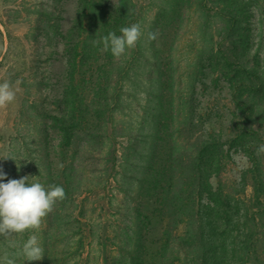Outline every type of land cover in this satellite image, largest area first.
Here are the masks:
<instances>
[{
    "label": "rangeland",
    "instance_id": "374dc122",
    "mask_svg": "<svg viewBox=\"0 0 264 264\" xmlns=\"http://www.w3.org/2000/svg\"><path fill=\"white\" fill-rule=\"evenodd\" d=\"M124 1L130 26L139 23L143 36L135 49L112 59V74L124 70L121 102L92 135L77 138L78 130L68 146L56 117L65 113L66 51L80 40L73 28L80 0H0V83L9 82L16 92L15 101L0 109V169L8 179L67 187L66 199L57 202L38 233L45 256L30 264H161L165 230L172 231L169 247L176 251L167 264H195L199 255L185 254L178 245L197 226L187 219L175 223L158 192L150 193L152 186L141 181L158 152L156 145L149 153L148 143L139 141L147 136L140 135L153 131L152 114L167 95L174 117L169 132L176 136L178 126L184 130V122L194 123L190 149L175 166L185 171L200 142L211 138L222 166L210 179L212 187L242 199L252 215L239 226L248 234L247 248L229 252L223 264H264V153L257 152L264 144V0ZM150 32L155 40L148 39ZM226 61L233 67L226 68ZM236 68L257 72L262 80L261 89L242 93L243 101L254 104L248 118L247 107L232 102L227 83L226 74L232 71L233 77ZM84 91L87 102L90 88ZM235 126L256 131V144L243 151L240 140L229 147L239 133ZM176 181L171 197L184 184L178 172ZM255 185L263 189L258 201ZM16 239L22 244L27 236ZM11 251L0 238V257ZM17 264L26 262L21 257Z\"/></svg>",
    "mask_w": 264,
    "mask_h": 264
},
{
    "label": "trees",
    "instance_id": "16d2710c",
    "mask_svg": "<svg viewBox=\"0 0 264 264\" xmlns=\"http://www.w3.org/2000/svg\"><path fill=\"white\" fill-rule=\"evenodd\" d=\"M126 5L128 4L124 0H119L117 5H111L108 0H80L78 16L73 27L79 31L80 40L78 43H71L66 51L67 85L62 99L65 113L62 118L56 117V126L61 132L64 145L72 144L78 130L81 134H77V138H81L83 135L84 137L92 135L91 132L95 127H100L103 122L113 117L114 111L118 108L117 104L121 102L117 91L124 78H119L124 75V70H121L123 67L112 74L113 55L111 51L102 50V44L94 46L92 41L99 40L109 32H115L119 36L122 27L130 26L132 16ZM126 12L127 15H125ZM227 63L226 61L225 67L228 66ZM222 66L224 67V65ZM230 67L233 65L229 64V67L226 68ZM236 69L237 72H234L233 77H231L232 71L226 74L227 83L232 102L241 108L247 107L248 114L246 116L248 118L254 104L243 101L242 93H253L255 89H261L259 84L262 80L257 72L242 68ZM250 78L255 79L256 84L250 82ZM237 79L240 82L235 83ZM113 80L115 81L113 82ZM84 88H90L91 98L87 102L82 99V95L86 93ZM162 100L158 103L159 113L152 114L153 131L140 135L147 137L139 139V141L143 140L148 143L149 153L154 152L156 145L158 152L152 159L154 162L148 166L145 176L141 179L142 185H151L150 193L153 192L152 190L158 192L157 197L164 206L165 212L167 209L168 213L166 214L175 223L179 224L187 219L189 225L197 226L196 233L179 237L180 251L185 254L199 255L198 258H195V264H223L229 252L238 253L241 249L247 248L248 234L241 231L239 226L241 219L250 221L252 215H249L248 211L246 213V206L242 199L224 195L221 189L212 187L210 179L213 175H218L217 171L222 166L217 159L219 147L212 142L211 138L200 142L202 148L198 150L197 155L191 156L185 171L180 172L179 165L175 166L177 162L183 160L182 157L188 148L190 149L193 137L190 130L194 123L182 122L187 128L182 130L178 126L176 136L173 132H169L170 122L174 118L169 111H172L173 105L168 95L164 96ZM144 111L151 113L147 107ZM91 115L95 118L90 121L94 123L93 128H91L90 122H85L87 116ZM235 130L239 133H234L230 138L229 147L240 144V140L244 146L240 144L243 151L256 144L253 141V138L258 136L256 131L247 130L241 126H235ZM183 131L187 135H183ZM247 132L251 134H247ZM248 136L251 139L247 141L246 137ZM180 138L183 143L178 142ZM175 140L176 145L174 144ZM222 146V149L224 148L223 157H227L228 154L224 151L227 144L224 142ZM178 154L181 156L176 158L175 155ZM176 172L179 173V179L184 184H181V188L174 191V197H171L173 185H178ZM66 183L70 184L67 181ZM64 190H67L66 186H64ZM262 192L263 189L255 185L256 201L260 200ZM242 208L245 212H242ZM242 216L244 217L242 218ZM165 234V241L160 251L161 264L173 263V260L169 259L176 252L169 247L172 231L165 230Z\"/></svg>",
    "mask_w": 264,
    "mask_h": 264
},
{
    "label": "clouds",
    "instance_id": "9594fccd",
    "mask_svg": "<svg viewBox=\"0 0 264 264\" xmlns=\"http://www.w3.org/2000/svg\"><path fill=\"white\" fill-rule=\"evenodd\" d=\"M121 35L109 32L99 40H93L94 46L102 44V50H110L114 58L120 59L128 50L135 49L143 36L139 23L120 29ZM156 33H148L149 40H155ZM16 92L12 85L5 81L0 83V109L12 104ZM258 154L264 153V144L257 149ZM11 159V158H10ZM0 238L8 242L13 249L0 257V264H17L23 258L26 264L41 261L44 258L38 233L47 216L54 210L57 202L66 199V193L61 186L45 188L40 182H29V177L8 179L0 169ZM27 239L22 244L17 243V237Z\"/></svg>",
    "mask_w": 264,
    "mask_h": 264
}]
</instances>
